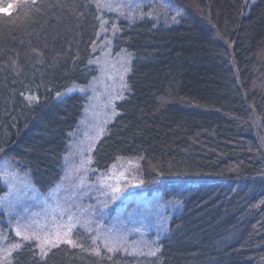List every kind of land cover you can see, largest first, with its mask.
<instances>
[{
	"label": "trees",
	"instance_id": "obj_1",
	"mask_svg": "<svg viewBox=\"0 0 264 264\" xmlns=\"http://www.w3.org/2000/svg\"><path fill=\"white\" fill-rule=\"evenodd\" d=\"M172 1L176 23L147 7L118 22L112 47L129 56L128 85L91 162L104 174L136 161L140 194L181 203L169 223L163 214L157 251L109 250L76 229L45 252L18 240L0 264H264V0ZM103 17L95 0L0 10V160L40 193L63 177Z\"/></svg>",
	"mask_w": 264,
	"mask_h": 264
},
{
	"label": "rangeland",
	"instance_id": "obj_2",
	"mask_svg": "<svg viewBox=\"0 0 264 264\" xmlns=\"http://www.w3.org/2000/svg\"><path fill=\"white\" fill-rule=\"evenodd\" d=\"M20 1L0 0V10L10 11ZM95 1L104 15L95 49L99 73L89 84L76 88L86 96V103L71 136L61 181L48 193H40L12 162L0 160V177L7 189L0 194V211L6 215L5 229L12 234L8 238V230L0 227L1 260L18 248L15 245L20 246L18 240L35 241L45 252L72 241L76 229L109 250L154 253L165 229L163 214L169 223L181 212L176 199L154 194L151 202L150 195L138 192L142 177L136 161L123 160L104 174L91 169L92 152L117 114L116 106L128 85L129 56L112 47L118 22L125 16H139L147 7L170 25L178 21L180 10L172 0Z\"/></svg>",
	"mask_w": 264,
	"mask_h": 264
},
{
	"label": "snow or ice",
	"instance_id": "obj_3",
	"mask_svg": "<svg viewBox=\"0 0 264 264\" xmlns=\"http://www.w3.org/2000/svg\"><path fill=\"white\" fill-rule=\"evenodd\" d=\"M119 190H120L119 188L116 189V191H119ZM25 239H28V237H25ZM68 243H72V241L69 240ZM15 247H19V245H15Z\"/></svg>",
	"mask_w": 264,
	"mask_h": 264
}]
</instances>
